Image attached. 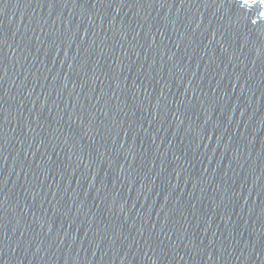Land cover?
<instances>
[{
	"label": "water",
	"instance_id": "water-1",
	"mask_svg": "<svg viewBox=\"0 0 264 264\" xmlns=\"http://www.w3.org/2000/svg\"><path fill=\"white\" fill-rule=\"evenodd\" d=\"M0 264H264V3L0 0Z\"/></svg>",
	"mask_w": 264,
	"mask_h": 264
},
{
	"label": "rangeland",
	"instance_id": "rangeland-1",
	"mask_svg": "<svg viewBox=\"0 0 264 264\" xmlns=\"http://www.w3.org/2000/svg\"><path fill=\"white\" fill-rule=\"evenodd\" d=\"M260 2L264 3V0H260Z\"/></svg>",
	"mask_w": 264,
	"mask_h": 264
},
{
	"label": "bare ground",
	"instance_id": "bare-ground-1",
	"mask_svg": "<svg viewBox=\"0 0 264 264\" xmlns=\"http://www.w3.org/2000/svg\"><path fill=\"white\" fill-rule=\"evenodd\" d=\"M249 1H251V0H249Z\"/></svg>",
	"mask_w": 264,
	"mask_h": 264
}]
</instances>
